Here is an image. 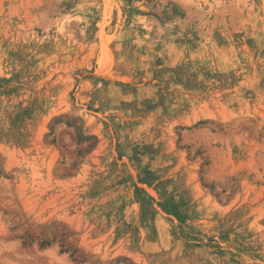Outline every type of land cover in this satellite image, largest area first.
I'll return each mask as SVG.
<instances>
[{"label": "rangeland", "instance_id": "1", "mask_svg": "<svg viewBox=\"0 0 264 264\" xmlns=\"http://www.w3.org/2000/svg\"><path fill=\"white\" fill-rule=\"evenodd\" d=\"M0 264H264V0H0Z\"/></svg>", "mask_w": 264, "mask_h": 264}]
</instances>
